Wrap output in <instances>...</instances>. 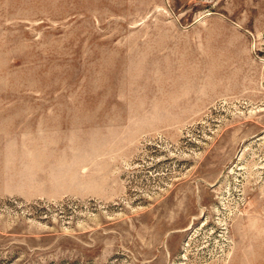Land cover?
Here are the masks:
<instances>
[{"label": "rangeland", "instance_id": "1", "mask_svg": "<svg viewBox=\"0 0 264 264\" xmlns=\"http://www.w3.org/2000/svg\"><path fill=\"white\" fill-rule=\"evenodd\" d=\"M0 264H264V0H0Z\"/></svg>", "mask_w": 264, "mask_h": 264}]
</instances>
